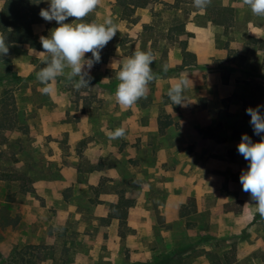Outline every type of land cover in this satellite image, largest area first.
Here are the masks:
<instances>
[{
  "label": "rangeland",
  "instance_id": "374dc122",
  "mask_svg": "<svg viewBox=\"0 0 264 264\" xmlns=\"http://www.w3.org/2000/svg\"><path fill=\"white\" fill-rule=\"evenodd\" d=\"M42 4L48 7L47 0ZM2 6L0 0V10ZM123 11L119 0H97L95 9L76 21L111 20L116 28L91 69L89 87L77 88L78 78L69 79L66 68L65 75L50 82L52 91L44 93L37 80L47 60L42 50L8 46V54L0 56V264L14 247L28 245L41 249L35 250L34 259L42 261L36 264H264V217L239 181L248 164L237 150L241 136L247 134L254 142L260 139L244 112L223 114V122L200 128L199 146L224 144L220 152H210L213 157L195 162L185 160L195 145L186 147L177 154L176 165L184 167L178 172L169 164L159 165L157 150L164 145L159 134L149 131L142 140L131 131L136 126L124 130L125 138L102 134L108 127L121 128L119 115L131 116L136 106L143 107L142 124L158 114L161 135L172 116L178 130L187 108L169 99V77L178 80L186 70L213 68L182 66V46L194 37L185 29L191 21H223L216 37L225 55L214 67L221 70L223 82L234 69L249 73L248 80H237L245 98L242 110L264 104L260 92L264 58L256 53L264 44L254 41L247 28L248 23H264V16L254 14L245 0H209L204 10L197 9L194 0H160L152 9H137L130 17ZM75 20L70 17L65 23ZM44 25L48 29V21L38 26ZM49 34L47 30L44 36ZM135 51L152 54L154 80L142 98L122 108L115 97L117 73ZM90 57L91 53L85 54ZM189 77L195 84L196 76ZM187 94L192 92L184 91V98ZM38 117L48 123L46 129L36 124ZM90 125L102 130L103 153L93 148L88 137L80 140L60 130V126L77 127L79 133L83 128L87 133ZM230 130L234 140L226 148ZM38 135L45 138V152ZM189 167L197 184L203 182L204 203L200 208L195 201L194 207L187 200L185 216L167 223L163 205L176 191L173 183H180ZM24 189L33 190L24 193ZM120 195L134 202L126 223L108 221L111 202ZM187 195L194 198L191 191Z\"/></svg>",
  "mask_w": 264,
  "mask_h": 264
},
{
  "label": "crops",
  "instance_id": "0c3cea01",
  "mask_svg": "<svg viewBox=\"0 0 264 264\" xmlns=\"http://www.w3.org/2000/svg\"><path fill=\"white\" fill-rule=\"evenodd\" d=\"M48 24V29L47 25H34L33 31L36 36L38 35L39 42L40 37L46 35L47 30L51 31V29L54 28L55 21L48 22ZM218 26L219 25L212 23L210 20L205 22L204 24H197L193 21L186 24V32H190L194 35V37L190 38L187 42V51L195 56L194 60H191V63L188 61L190 64L187 66L197 64L201 66H213V68H208V70H205L201 67L194 70L193 72L186 70L180 74L182 78L187 79L188 81L185 91L190 90L192 92V95L187 94L188 96L184 98L186 102L184 106H186L187 109L191 108L193 112L189 114L188 110H185L186 115H184V118L180 119V122L178 121L180 123V127H178V130L176 123L177 121L173 116L170 117V120L168 122L166 121L165 125L163 126V135L160 134V121L158 114H153V118L150 121L142 124L140 120L142 118L141 114L143 107L140 108L139 106H136L134 109H132L131 116L128 115L126 117L122 116V114L119 115L121 116L120 119H118L121 123L120 127L124 130H127V128L136 126V129H131V131H133L137 137L140 136L142 140H144V136L149 131H152L153 134H159L162 137V141L164 142V145H162L157 150L159 165L161 166L164 164H169V167L177 168L176 172H178L181 168L184 169L183 166L176 165L177 154L188 146L195 145L193 152L185 156L186 161L190 159L192 160V162H195L200 157H213L214 155L210 153L211 151L220 152L224 142H217L216 144L210 142V144L207 143V145L205 146H199L197 144L198 140L200 139V136H198L200 128L202 130V128H204L206 125H216L220 122H223L225 120V118H223L222 116L223 114L236 116L238 109H240L241 113L244 112L245 117V108L242 110L245 98L242 93H240L237 80H248L247 76L249 75V73L243 69H234L232 70L231 75L227 79V81L223 82L221 70H216V67H214L216 66L215 64L219 62V60L225 55V50L222 46H220L219 40L216 37V28L218 29ZM247 28L249 30V36L264 44V23H248ZM231 44L233 48H237V44L233 43V41L231 42ZM14 46L26 47V45ZM242 46H244L243 42ZM240 50L242 49L240 48ZM241 52L245 53L246 51L243 48V51ZM256 53L257 55H261L264 58V46L260 49H257ZM187 66L185 67L187 68ZM192 74L196 76L195 84L193 83L192 78L189 77ZM210 79H212L213 82H211ZM168 82L171 84L170 87H172L177 82L176 76H170ZM120 106L123 108V105ZM111 108L112 114L114 116L116 104L111 105ZM247 119L250 120V118ZM108 122V119H106L105 125H107ZM37 123L42 128L46 129L48 127V123H46V121H44L42 118L38 117L36 119V124ZM77 129V127L69 128L60 126V130L62 132H72V135L79 137L80 140H85V138L88 137L89 140L94 141L93 148L95 146L97 151H101V153H103V146L99 144V140L102 137V130L101 132H98L96 130V126L94 127L92 125H90L87 133H85L84 128L80 133ZM103 132L104 133L102 134H105L106 136L113 135L115 131L112 130V127H108L105 128V131ZM233 133V130H230L228 132L227 142L229 144L225 142L227 144L226 148H229L232 141L234 140ZM37 137L39 138L38 142L42 145V152H45V138L41 135H38ZM122 138H125V135H123ZM91 147L92 146H90V148ZM94 172H99V170H94ZM185 175L186 177L183 176V178L180 179V183H178L177 181L173 183V189H175L176 191L168 196L166 203H164L163 205L164 216L167 223H173L176 220L181 219L180 208L189 199L187 195L189 191L193 193V197L194 199H196L195 201L198 207L201 208L204 203V197L201 191V184L203 182L200 180L199 185L197 184V176L194 175L190 167L187 168V171H185ZM114 202L115 199L113 202H111V205Z\"/></svg>",
  "mask_w": 264,
  "mask_h": 264
},
{
  "label": "clouds",
  "instance_id": "9594fccd",
  "mask_svg": "<svg viewBox=\"0 0 264 264\" xmlns=\"http://www.w3.org/2000/svg\"><path fill=\"white\" fill-rule=\"evenodd\" d=\"M208 2L194 0V6L204 10ZM245 3L254 14L264 16V0H245ZM47 4L48 7L42 8L39 15L45 21H55L57 27L48 36L40 37L44 50L42 53L47 57L45 66L37 73L43 92L52 91L50 82L65 75L66 68L70 69L66 73L69 79L78 78L74 80L77 88L89 87L91 69L100 61V51L116 35L115 25L111 20L104 24L76 22L95 9L97 0H47ZM70 17L76 20L65 23ZM8 52L7 42L0 38V56H6ZM86 53H91V57L85 58ZM153 62L152 54L145 51H135L123 60L117 73L120 82L115 91L120 105L129 107L145 95L148 85L154 80L153 69L150 67ZM187 83V79L180 78L169 88L168 97L175 105L186 103L184 91ZM246 114L250 116L253 134L260 139L254 142L250 136L242 134L237 150L248 164L241 171L239 181L243 191L250 193L258 214L264 217V104L247 108ZM123 135L124 129L118 128L112 138Z\"/></svg>",
  "mask_w": 264,
  "mask_h": 264
},
{
  "label": "trees",
  "instance_id": "16d2710c",
  "mask_svg": "<svg viewBox=\"0 0 264 264\" xmlns=\"http://www.w3.org/2000/svg\"><path fill=\"white\" fill-rule=\"evenodd\" d=\"M123 8V14L126 17L133 16L137 9H152L160 0H119ZM44 8L42 0H3V6L0 11V34L8 46L29 45L32 49L43 50L41 43L36 39L33 27L36 24H42L46 21L39 15L40 10ZM218 25H224L223 21H213ZM257 41L256 39H253ZM183 65L187 66L190 60H194V55L187 51V41L182 46ZM261 93L264 95V87H261ZM245 117L250 118L246 114ZM33 189H24V193ZM188 201L195 207V199L189 198ZM133 200L128 199L124 195L117 197L116 201L111 205V213L108 217L110 220H119L126 223L128 219V209L132 207ZM185 206L182 205L180 218L185 216ZM35 250H41L36 246L28 245L23 247H14L8 260L4 264H36L42 261H36ZM40 252V251H38ZM39 254V253H38ZM29 256L31 258H29Z\"/></svg>",
  "mask_w": 264,
  "mask_h": 264
}]
</instances>
